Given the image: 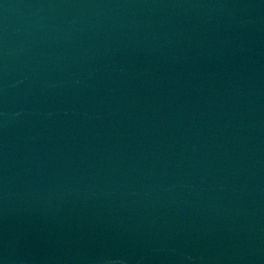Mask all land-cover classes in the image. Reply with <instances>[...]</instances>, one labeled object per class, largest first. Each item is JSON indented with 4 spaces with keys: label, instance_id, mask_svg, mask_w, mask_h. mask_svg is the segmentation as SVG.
<instances>
[{
    "label": "water",
    "instance_id": "obj_1",
    "mask_svg": "<svg viewBox=\"0 0 264 264\" xmlns=\"http://www.w3.org/2000/svg\"><path fill=\"white\" fill-rule=\"evenodd\" d=\"M0 264H264V0H0Z\"/></svg>",
    "mask_w": 264,
    "mask_h": 264
}]
</instances>
